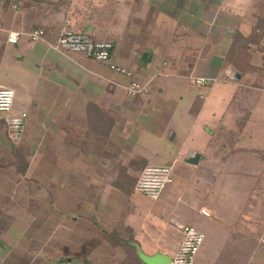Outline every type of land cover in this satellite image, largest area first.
<instances>
[{"label": "crops", "instance_id": "0c3cea01", "mask_svg": "<svg viewBox=\"0 0 264 264\" xmlns=\"http://www.w3.org/2000/svg\"><path fill=\"white\" fill-rule=\"evenodd\" d=\"M65 20L151 91L129 95L84 54L7 42L36 27L55 41ZM0 22V85L29 114L17 142L0 115V264H169L176 221L205 235L195 264H264V180L226 167L264 163V0H0ZM180 162L183 185L134 191L144 167Z\"/></svg>", "mask_w": 264, "mask_h": 264}, {"label": "built area", "instance_id": "2783aa9c", "mask_svg": "<svg viewBox=\"0 0 264 264\" xmlns=\"http://www.w3.org/2000/svg\"><path fill=\"white\" fill-rule=\"evenodd\" d=\"M12 7L16 10L20 9L18 4H14ZM3 31L6 30L0 22V32ZM6 35L7 42L10 44H16L22 38H27L32 42H43L55 50L81 53L95 61L105 63L112 71L130 79L126 86L129 95H143L151 91L150 83L153 79L141 82L136 79L133 70L113 61V43L95 41L90 33L74 30L69 20H65L55 41L48 40L45 29L41 27L31 28L25 32L6 31ZM191 82L198 87H211L218 82V77L192 76ZM15 95L13 88L0 85V113L3 116L6 133L11 142L19 141L29 119L28 112H13ZM174 180L173 165H149L139 173L135 191L151 200H156L165 189L174 183ZM200 212L205 216H211L210 211L205 208H201ZM176 224L182 233V239L169 264H195L196 255L205 241V235L192 224L179 221H176Z\"/></svg>", "mask_w": 264, "mask_h": 264}, {"label": "rangeland", "instance_id": "374dc122", "mask_svg": "<svg viewBox=\"0 0 264 264\" xmlns=\"http://www.w3.org/2000/svg\"><path fill=\"white\" fill-rule=\"evenodd\" d=\"M0 115H2L0 113ZM255 145H256V151L258 152L257 153V156L256 154L254 153V157H255V161L258 163V162H261L258 158H259V155H260V152L261 150H264V131L263 130H258L255 134ZM240 158H237L236 160H239ZM250 159H252V156H250ZM233 163L235 164V166L231 165V164H227L226 167H231V170L234 171L236 173V175H234L233 177L230 178L231 181L233 180H236L239 178L238 175H240L241 173H249V174H253L252 175V179H254L253 183H257L258 184H262L263 183V180H264V176L263 178L261 179V177L259 175L261 174H264V166L263 164L264 163H260V165H256L254 167V170L253 171H248L246 170L247 169V165L245 166H241L240 163H243L242 160L240 161H233ZM248 164V163H247ZM236 165H240V166H236ZM189 165H187V163L185 162H180V163H177L175 165V168H174V175L177 177V183L176 185H183L182 184V181L184 182L185 181V178L187 179L189 177V174L187 176V170H189ZM201 172V170H197V174H199ZM42 174L46 175L45 172H42ZM31 176H35V177H40V172L37 171V175L35 174V172H32V175ZM45 177V176H44ZM225 180L228 179V177H225L224 178ZM261 179V180H260ZM251 183V181H250ZM244 189H247L246 187H243ZM134 189V188H133ZM135 191V190H134ZM195 226V225H194ZM197 227V226H195ZM198 228V227H197ZM199 229V228H198ZM177 250V249H176Z\"/></svg>", "mask_w": 264, "mask_h": 264}, {"label": "water", "instance_id": "95a60500", "mask_svg": "<svg viewBox=\"0 0 264 264\" xmlns=\"http://www.w3.org/2000/svg\"><path fill=\"white\" fill-rule=\"evenodd\" d=\"M199 158H200V154L195 153L192 156H190V158L187 160V162L195 165L199 162Z\"/></svg>", "mask_w": 264, "mask_h": 264}, {"label": "trees", "instance_id": "16d2710c", "mask_svg": "<svg viewBox=\"0 0 264 264\" xmlns=\"http://www.w3.org/2000/svg\"><path fill=\"white\" fill-rule=\"evenodd\" d=\"M234 51V50H233ZM233 54V52H231V55Z\"/></svg>", "mask_w": 264, "mask_h": 264}]
</instances>
